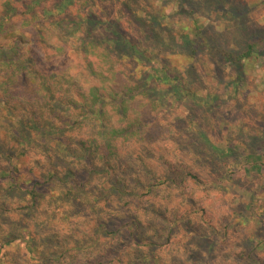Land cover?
Segmentation results:
<instances>
[{
  "label": "trees",
  "instance_id": "16d2710c",
  "mask_svg": "<svg viewBox=\"0 0 264 264\" xmlns=\"http://www.w3.org/2000/svg\"><path fill=\"white\" fill-rule=\"evenodd\" d=\"M184 4L0 0V264H153L158 243L169 242L167 207L152 208V198L178 174L165 162L169 178L148 172L132 184L119 177V153L156 140L158 108L177 105L189 117L193 106L223 103L201 79L200 50L227 63L238 84L264 46V35L240 47L219 42ZM190 124L221 172L235 149ZM140 211L161 219L159 232L145 230ZM16 241L24 253L7 250Z\"/></svg>",
  "mask_w": 264,
  "mask_h": 264
},
{
  "label": "rangeland",
  "instance_id": "374dc122",
  "mask_svg": "<svg viewBox=\"0 0 264 264\" xmlns=\"http://www.w3.org/2000/svg\"><path fill=\"white\" fill-rule=\"evenodd\" d=\"M210 1L181 0L184 7L192 4L198 11L199 24L212 38L240 47L264 35V0H218L219 5ZM228 6L234 7V14H227ZM174 8L177 5L170 2L167 13ZM197 64L206 87L221 93L223 103L212 109L193 106L189 117L177 105L152 111L151 120L158 123L156 140L120 151L119 177L132 184L134 177L149 181L148 172L169 178L165 162L178 174L170 191L152 198V208L161 203L167 207L174 229L169 242L158 243L153 264H264V46L259 44L246 59L244 83L234 84L235 71L206 50H200ZM193 121L201 123L217 147L235 149L225 156L221 172L208 166L212 156L207 158L201 138L192 132ZM186 122L189 128L184 129ZM166 124L171 125L167 132ZM180 162L193 177L179 171ZM139 217L146 231H160V218L141 211ZM182 217L187 223L183 227L173 221ZM9 249L26 251L19 241Z\"/></svg>",
  "mask_w": 264,
  "mask_h": 264
}]
</instances>
